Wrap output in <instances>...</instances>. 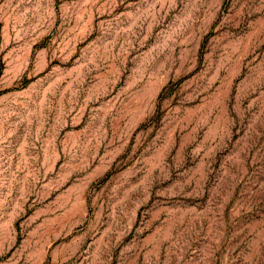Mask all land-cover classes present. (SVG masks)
Returning a JSON list of instances; mask_svg holds the SVG:
<instances>
[{"label": "rangeland", "instance_id": "obj_1", "mask_svg": "<svg viewBox=\"0 0 264 264\" xmlns=\"http://www.w3.org/2000/svg\"><path fill=\"white\" fill-rule=\"evenodd\" d=\"M0 264H264V0H0Z\"/></svg>", "mask_w": 264, "mask_h": 264}]
</instances>
